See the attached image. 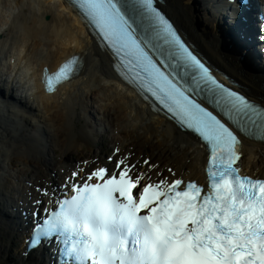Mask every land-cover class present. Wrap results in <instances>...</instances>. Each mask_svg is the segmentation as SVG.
<instances>
[{
	"label": "snow or ice",
	"instance_id": "6c2138e0",
	"mask_svg": "<svg viewBox=\"0 0 264 264\" xmlns=\"http://www.w3.org/2000/svg\"><path fill=\"white\" fill-rule=\"evenodd\" d=\"M72 2L126 70L125 78L199 138L209 153L208 185L162 174L153 180L157 166L146 159L122 157L113 168L98 166L83 177L78 167L60 195L37 189L48 201H34L27 250L55 244L63 264H264V179L241 175L236 134L264 138V108L218 83L156 0ZM77 70L75 56L55 72L45 70L46 91ZM143 165L147 171H140Z\"/></svg>",
	"mask_w": 264,
	"mask_h": 264
},
{
	"label": "bare ground",
	"instance_id": "6f19581e",
	"mask_svg": "<svg viewBox=\"0 0 264 264\" xmlns=\"http://www.w3.org/2000/svg\"><path fill=\"white\" fill-rule=\"evenodd\" d=\"M2 1L7 0H0L4 4ZM56 1L67 12L61 14L60 19L66 20L65 16H70L79 26V33H73L63 25L41 0H9L6 4L10 6L7 10L10 14L12 9H16L21 17L17 20L14 16V20L4 26L9 25L8 29L2 27L4 29L0 31L2 43H7L9 45L6 46L10 47L7 60L0 54V58L4 60V65L0 66V106L8 105V107H0L1 135L7 134L14 139L13 141H20L30 157L37 160L36 170L42 175L39 178L44 187L51 185L47 182L53 185L60 184L64 181L65 174H59L58 169L70 173L69 169L75 167L76 158L68 159L64 156L67 149L60 150L62 159L58 160L54 167L53 163L44 159V156L48 155L47 150L51 151V145L61 143L62 138L69 140L67 142L69 144L64 146L71 150L80 144L87 145L94 142L97 124L95 126L90 112V101L95 98L102 116L107 119L106 121H110L111 127L117 129L121 136L125 133L131 134L133 143H141L145 154L157 162L165 161L176 170L178 176L190 180H202L205 176L206 148L163 116L152 112L136 90L125 85L116 76L110 59L99 49L82 17L66 0ZM165 2L164 9L176 19L178 25L187 34V40L196 46V50L215 68L239 83L238 88L251 100L264 106V75L243 71L238 57L223 52L216 22L214 19L206 18L212 6L211 0H165ZM47 15L49 19L45 18ZM4 16L6 19L9 18L8 12H4ZM196 22L201 24L198 30L195 27ZM9 31V35H5ZM74 54H79L83 60L81 74L59 86L55 93L46 94L41 84L43 68L47 66L50 71H54L61 62ZM8 62L14 68L9 74L5 92L13 94L18 99L16 102L18 107L7 102L2 91L3 80H6L8 75L6 73L8 68L5 67ZM218 74L222 77V74ZM12 83L19 84L24 93H15ZM19 101L25 104H23L24 112L19 108ZM30 102L36 104L34 111L38 114L31 116V119L28 118L29 124L26 121L24 124L26 113L29 111L31 113L34 107L27 105ZM6 108L10 111H6ZM5 114L21 118L20 123L25 127L21 130V134L15 125L14 127L2 121V118L6 117ZM76 122L80 124L77 133ZM42 125L47 131L49 130V133H46ZM2 137L0 136V179L3 181L2 184L0 183V264H45L40 258L31 256L23 258L21 255L29 221L26 220L27 226H25L24 222L20 224L17 219L6 215L14 207L17 191L14 186L15 179L10 175L8 177L4 175L8 174L11 166L22 160L14 157L17 146L15 148L3 146ZM30 137L35 142L30 140ZM119 147L124 148L122 145ZM135 149L137 148L134 146L133 150ZM242 153L245 173L255 177L264 173V144L244 139ZM66 160L67 163H64ZM39 178H35L36 181Z\"/></svg>",
	"mask_w": 264,
	"mask_h": 264
},
{
	"label": "rangeland",
	"instance_id": "374dc122",
	"mask_svg": "<svg viewBox=\"0 0 264 264\" xmlns=\"http://www.w3.org/2000/svg\"><path fill=\"white\" fill-rule=\"evenodd\" d=\"M41 1L43 3L45 2L44 5L48 8V10H50V12H52L55 15V17L58 18L60 22H62L63 25L68 27L70 31H72L73 33H79L80 32L79 26L74 21V19H72L70 16H67V17L65 16L67 21L62 19V18L60 19L59 16L61 14H63V13L67 14V12H66L65 9H63L57 3L56 0H41ZM2 2L4 3V5H6V4L9 3V0L2 1ZM4 5L0 2V31L1 32L3 31L4 28L8 29L9 25H6V27H4V26H5L6 23L10 24L14 20L13 19L14 16L17 17L16 18L17 20H19V18L21 17L20 16V12L17 13L18 10L16 12V9L14 10V9L10 8V9H12V14H10V12H8V17L9 18L6 19V17L4 16V8H5ZM196 25H197L198 28L201 27V24L199 22H196ZM2 27H4V28H2ZM9 33H10V31L6 32L5 35H9ZM7 66L9 68V72L12 71L13 68H14V66H10L9 65V62L7 63ZM2 85L5 86V83H2ZM13 88H14V90L16 92H20L21 93V91H22L19 88V86H17V85L16 86L13 85ZM90 103H89L90 104V112L92 114V118H93V121L95 123V126L97 124V127H98V128L96 127L97 130L95 132V136H94V139H93L94 142L91 143V144H87V145L86 144H80L79 146H75V148H73L72 150H71V148H67V147L64 146L65 144H69V143H67V142H69V140L67 138L66 139L62 138V140H61L62 142L61 143L52 144L51 145V148H52L51 151L47 150V154L48 155L44 156V159H46L50 163H53L54 167H55V163H57L58 160L62 159L61 158V156H62L61 155V151L65 150V149H67L65 151V155H64L65 157H67L68 159H73V158L79 159L80 158L79 160H85V159H91V158H93V159H95V158H104L108 153L111 152V149H112V147L114 145H116V146H120V144L124 145V149H123L122 153H124L127 150H129V152L131 151V148H132L131 143H133V136L131 134H129V133L122 134L123 136L119 135V131L117 129L111 127L110 121L109 120L106 121L107 119L105 120V119L102 118V113H101V111L98 108L99 104L96 103V99L92 98ZM35 105L36 104H34L33 102H30L29 106L30 107L34 106V107L32 108L31 113H30V111H29V113H26V117L27 118H25L26 120L23 119L24 120L23 121L24 124H25V121L27 122V124H29V119L32 118L31 116H35V114L36 115L38 114L37 111H34V108H36ZM23 106L24 105L20 104L19 108L20 109L22 108L21 110L25 111V109H23ZM6 111H10V110L6 108ZM113 115L114 114L111 112V116L114 118ZM5 116L6 117L2 118V121L5 124H9L10 123L11 125H13V126L15 125L16 126V124L14 123L15 122V118L13 116H9V115L7 116V114H5ZM11 117L13 118V120H11L12 119ZM102 125H103L104 128L102 127ZM76 126H77V130H76V133H77L78 129L80 127H79V125L77 123H76ZM42 127L47 131V128L44 125H42ZM15 128L17 129V127H15ZM17 130H19V129H17ZM19 132L21 134V130H19ZM47 132L49 133V130ZM1 133L2 132L0 130V136H3L2 137L3 138V140H2V145L3 146L12 147V148H15V146H17L15 148V150H14V157L26 160V162H29V161L31 162L32 161L31 162L32 164H30V165L27 164V163H17L16 166H14V167L11 166L9 168V174L12 177L16 178V180L19 183V186L17 187V191H19V192L17 194L26 196L27 193L29 192V190H28L27 186L25 185V181H29L30 180V182H33L35 184H41V178H39V177H42V175H40L39 172L35 170V166H37L35 164V162H37V160L30 157V154L27 152L26 147L23 146L20 141L19 142L18 141H13L14 139H12L10 136L8 137L7 134L1 135ZM120 136L123 137V138H121ZM128 138L131 139V142L129 141ZM29 139L33 140L35 142V140L32 137H30ZM64 140H65V142H64ZM25 142L28 143V144H31V142L30 143L27 142V141H25ZM62 143H63V145H62ZM133 144H134V146L136 148H141L142 149V144L141 143H138V144L137 143H133ZM58 150H61L60 153L58 152ZM134 153L136 154V156L141 154V152H139V149H136V151ZM162 162L165 163V161H162ZM45 163H47V162L45 161ZM64 163H67V160L64 161ZM158 163H159L160 169L162 168L166 173H168L167 172V165H164L163 163H160V162H158ZM41 167L44 168L43 166H41ZM262 176H264V174L260 175L259 177H262ZM35 178H39V180L36 181ZM17 201H18V198H17Z\"/></svg>",
	"mask_w": 264,
	"mask_h": 264
},
{
	"label": "water",
	"instance_id": "95a60500",
	"mask_svg": "<svg viewBox=\"0 0 264 264\" xmlns=\"http://www.w3.org/2000/svg\"><path fill=\"white\" fill-rule=\"evenodd\" d=\"M109 53V52H108Z\"/></svg>",
	"mask_w": 264,
	"mask_h": 264
}]
</instances>
